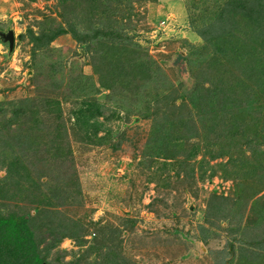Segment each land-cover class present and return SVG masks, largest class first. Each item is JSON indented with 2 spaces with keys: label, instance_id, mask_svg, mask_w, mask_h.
<instances>
[{
  "label": "rangeland",
  "instance_id": "374dc122",
  "mask_svg": "<svg viewBox=\"0 0 264 264\" xmlns=\"http://www.w3.org/2000/svg\"><path fill=\"white\" fill-rule=\"evenodd\" d=\"M243 1L0 0V264H264V0Z\"/></svg>",
  "mask_w": 264,
  "mask_h": 264
},
{
  "label": "trees",
  "instance_id": "16d2710c",
  "mask_svg": "<svg viewBox=\"0 0 264 264\" xmlns=\"http://www.w3.org/2000/svg\"><path fill=\"white\" fill-rule=\"evenodd\" d=\"M238 1V0H236ZM251 5H253V2L254 0H247ZM244 4H248L246 2V0L243 1ZM249 5V4H248ZM63 30L59 31V32H62ZM56 34H59V33H56ZM227 35H230V34H227ZM225 35L223 40L225 41L226 38H228V40H226V42H224L225 44H222L221 45V53L224 51H222L223 49L229 47L231 45V43L234 42V39H232L233 37L232 36H227ZM222 39V38H221ZM237 40V38H236ZM263 40V39H262ZM264 41V40H263ZM257 43V40H252V45H255ZM229 45V46H228ZM256 45H258V49L255 50V53H252L253 55L251 56V58H253V56L255 57L257 54H258V51L260 50V47H263L264 46V43H257ZM249 59V60H252V59ZM248 60V59H247ZM253 61V60H252ZM255 66L258 67V70H259V73L260 75L263 77V80L262 82H264V62H257L256 61V57H255ZM244 68V70H246L248 68V71L250 70V65L248 63H246L244 66H242ZM248 71H247V74H248ZM228 75V72L227 70L226 71H223V74H222V77H227ZM264 87V86H263ZM81 111L83 110H77L76 112L73 113V117H74V123L76 124V126L79 125V127L81 126L83 129H87V123L88 121L86 120L87 116H85ZM21 111H19L20 113ZM19 113L17 115H19ZM31 120V119H30ZM88 133V132H87ZM86 133V134H87ZM96 136V135H95ZM94 139V138H93ZM99 140L101 138H98ZM95 140V139H94ZM102 140H103V137H102ZM96 141V140H95ZM4 153V150H2L0 152V155ZM14 156L12 157V160L11 162H8L6 164V175L8 174H15V175H20V177L23 178V175L25 174L26 177H30V171L29 169L24 166V161H23V156L19 153H17L16 151L14 152ZM23 172V173H22ZM5 178H7L5 176ZM4 178V179H5ZM3 179V180H4ZM31 179V178H30ZM3 190L4 188L0 187V193H3ZM0 197H2L0 195ZM4 226V231L3 233H5V235L2 237V244L4 245H9V244H12L14 246V250L16 251L17 248H19L20 246V243H21V240L23 239H26V237H23L22 234H20V232L17 230V226L14 225L12 222H10L9 220H2V224ZM2 234V233H1ZM10 238H11V243H10ZM12 250L11 252V255L14 256L16 254V252ZM26 263V262H25ZM24 263V264H25ZM2 264H4V262H2ZM243 264H249V262L247 263L246 261L243 263Z\"/></svg>",
  "mask_w": 264,
  "mask_h": 264
},
{
  "label": "water",
  "instance_id": "95a60500",
  "mask_svg": "<svg viewBox=\"0 0 264 264\" xmlns=\"http://www.w3.org/2000/svg\"><path fill=\"white\" fill-rule=\"evenodd\" d=\"M0 43L7 46L8 53L13 52L14 33L11 29H7L6 31L0 30Z\"/></svg>",
  "mask_w": 264,
  "mask_h": 264
},
{
  "label": "crops",
  "instance_id": "0c3cea01",
  "mask_svg": "<svg viewBox=\"0 0 264 264\" xmlns=\"http://www.w3.org/2000/svg\"><path fill=\"white\" fill-rule=\"evenodd\" d=\"M1 45V44H0Z\"/></svg>",
  "mask_w": 264,
  "mask_h": 264
}]
</instances>
